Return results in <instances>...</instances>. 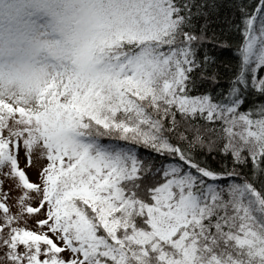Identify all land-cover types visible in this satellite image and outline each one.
<instances>
[{"label":"snow or ice","instance_id":"1","mask_svg":"<svg viewBox=\"0 0 264 264\" xmlns=\"http://www.w3.org/2000/svg\"><path fill=\"white\" fill-rule=\"evenodd\" d=\"M0 264H264V0H0Z\"/></svg>","mask_w":264,"mask_h":264},{"label":"rangeland","instance_id":"2","mask_svg":"<svg viewBox=\"0 0 264 264\" xmlns=\"http://www.w3.org/2000/svg\"><path fill=\"white\" fill-rule=\"evenodd\" d=\"M23 159H21V167H23ZM25 171L27 172L28 176L30 179L34 180L35 179V170L34 169H25Z\"/></svg>","mask_w":264,"mask_h":264}]
</instances>
